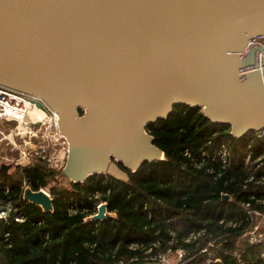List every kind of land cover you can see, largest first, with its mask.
I'll list each match as a JSON object with an SVG mask.
<instances>
[{"label":"water","instance_id":"water-1","mask_svg":"<svg viewBox=\"0 0 264 264\" xmlns=\"http://www.w3.org/2000/svg\"><path fill=\"white\" fill-rule=\"evenodd\" d=\"M256 37L264 0H0V85L59 114L67 183L127 182L119 164L135 173L163 160L146 127L176 105L201 107L236 139L264 127ZM23 199L54 210L42 191L28 187ZM112 217L104 204L87 222Z\"/></svg>","mask_w":264,"mask_h":264},{"label":"trees","instance_id":"trees-1","mask_svg":"<svg viewBox=\"0 0 264 264\" xmlns=\"http://www.w3.org/2000/svg\"><path fill=\"white\" fill-rule=\"evenodd\" d=\"M146 131L164 159L146 162L135 173L119 164L128 182L95 175L70 183L67 189L60 183L62 173L42 161L0 174V202L22 207L26 217L24 223L13 217L0 222V264H90L135 258L134 264H143L149 257L177 250L187 251L185 264H209L210 255L220 260L215 264H264V236L260 244L243 240L252 228L249 210L263 211L252 199L264 197V184L248 181L251 174L258 179L264 166L256 169L242 162L241 149L253 132L236 139L230 125L214 123L201 107L184 104L176 105L168 118L149 124ZM227 139L233 142L232 163L217 179L207 173L210 165L194 168L184 156L186 150L196 155L210 142L216 146ZM253 147L255 157L264 153V141ZM25 184L33 191L48 188L53 212L24 201ZM98 193L116 218L85 222L95 213ZM225 195L230 199L225 200ZM247 203H252L249 209L243 206ZM71 204H76V215H69ZM203 232L186 242L191 234ZM134 244L140 250H131ZM204 249L208 253L203 254Z\"/></svg>","mask_w":264,"mask_h":264},{"label":"built area","instance_id":"built-area-1","mask_svg":"<svg viewBox=\"0 0 264 264\" xmlns=\"http://www.w3.org/2000/svg\"><path fill=\"white\" fill-rule=\"evenodd\" d=\"M251 44H259L264 49V37H256L250 40ZM260 57V69L264 71V51H262ZM40 102L43 108H39L35 102ZM0 120L6 121L11 125H15L10 132L5 135L2 140H9L11 144L17 149V166L30 167L37 162H45L50 169L57 172H63L66 167V163L69 160V145L66 137L61 134L60 129V116L48 106L43 100L32 97L26 93L19 92L10 88H6L0 85ZM2 134V133H1ZM3 135V134H2ZM16 139H19V146L16 143ZM264 141V127L258 131H254L250 142L246 147L242 148L243 151L242 162L245 166H256V169L264 166V153L255 157L253 145L256 142ZM70 144V143H69ZM233 142L231 139H227L220 145L214 146L212 142L206 145L205 148L200 149L196 155L191 151L186 150L184 156L191 163V166L197 169L205 168L206 165H210L207 169V173L213 175L215 179L219 178L223 171H225L232 163L233 156ZM219 166V170L216 171L215 167ZM248 182L256 181L257 184H264V173L258 177L254 174L250 175ZM28 187L26 184L23 187L24 191ZM5 193H9V188L5 185ZM50 198V190L48 188L41 189ZM103 195L96 194L95 200L99 202L95 204V213L89 217L98 214V211L102 205L107 206V202L102 199ZM92 200V198H90ZM252 201L258 208L249 210L248 214L252 221V228L246 233L247 239L250 244H260L263 241L262 235L259 233L260 221L264 219V197L253 198ZM252 203L244 204L243 206L247 209L251 207ZM76 204H71L69 207V215H76L77 210L75 209ZM108 211V209H107ZM109 212V211H108ZM112 218H116V213H111ZM115 216V217H114ZM13 217L17 223H24L26 220L23 214L22 207L15 206L12 203L0 202V222H8ZM88 217V218H89ZM152 215L149 213V218ZM85 222H87V219ZM259 222V225H256ZM229 226L236 227V224L229 223ZM203 233L191 234L186 242H191L202 236ZM46 238H49V234H44ZM213 247V243L210 244ZM131 250H140L139 246L134 244L131 245ZM146 253H151V250ZM202 253H208V249L202 250ZM173 254V255H172ZM187 251L177 250L169 251L164 254H159L155 257H149L148 261L143 264H185L186 263ZM138 259H132L130 262L122 260H113L110 262L91 261L90 264H134ZM220 262L219 259H215L214 256L209 257V264H215ZM70 264H79L78 262H71Z\"/></svg>","mask_w":264,"mask_h":264},{"label":"rangeland","instance_id":"rangeland-1","mask_svg":"<svg viewBox=\"0 0 264 264\" xmlns=\"http://www.w3.org/2000/svg\"><path fill=\"white\" fill-rule=\"evenodd\" d=\"M15 125H11L10 123H7L6 121H2L0 120V169L3 165L9 167L8 169V174H13L16 167H17V157H18V153H17V149L18 148H15L11 142L9 140H2V138L7 135L10 130L13 129ZM3 135H2V134ZM16 143L18 144V147L19 146V139H16ZM206 147V146H205ZM205 147H202L201 149L205 148ZM200 151V150H199ZM163 159H164V156H163ZM115 164V162H113ZM263 167V166H261ZM121 170V169H120ZM121 172L123 173L124 175V178L123 179H126V175L127 173L122 171ZM105 176H110V175H105ZM113 177V176H111ZM251 177V176H250ZM113 178H116V177H113ZM120 181H124V180H120ZM128 182V181H127ZM60 183L66 187L67 189H70V183H67L65 178L64 177H61L60 178ZM8 184V182H7ZM261 185V184H260ZM115 217V216H114ZM260 223L262 224L260 226V229H259V233L262 235V237L264 236V219H262V221H260ZM259 225V222H256V225ZM247 239V235L245 234L243 236V240L245 241ZM173 255V254H172Z\"/></svg>","mask_w":264,"mask_h":264},{"label":"bare ground","instance_id":"bare-ground-1","mask_svg":"<svg viewBox=\"0 0 264 264\" xmlns=\"http://www.w3.org/2000/svg\"><path fill=\"white\" fill-rule=\"evenodd\" d=\"M66 140L68 141L67 138H66ZM68 145H69V150H70V144H69V141H68ZM69 155H70V154H69ZM161 157H163V155H162ZM66 165H67V163H66ZM112 173L115 174V175H117V176H120V175H121L115 167H113V169H112Z\"/></svg>","mask_w":264,"mask_h":264}]
</instances>
